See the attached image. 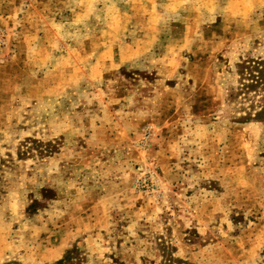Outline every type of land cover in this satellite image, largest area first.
I'll return each instance as SVG.
<instances>
[{"label": "rangeland", "instance_id": "374dc122", "mask_svg": "<svg viewBox=\"0 0 264 264\" xmlns=\"http://www.w3.org/2000/svg\"><path fill=\"white\" fill-rule=\"evenodd\" d=\"M33 2L0 17V264H264V121L230 97L264 0Z\"/></svg>", "mask_w": 264, "mask_h": 264}, {"label": "trees", "instance_id": "16d2710c", "mask_svg": "<svg viewBox=\"0 0 264 264\" xmlns=\"http://www.w3.org/2000/svg\"><path fill=\"white\" fill-rule=\"evenodd\" d=\"M239 84L231 98L239 97L249 100V110L241 121H264V55L243 59L238 64ZM11 264V263H7Z\"/></svg>", "mask_w": 264, "mask_h": 264}, {"label": "crops", "instance_id": "0c3cea01", "mask_svg": "<svg viewBox=\"0 0 264 264\" xmlns=\"http://www.w3.org/2000/svg\"><path fill=\"white\" fill-rule=\"evenodd\" d=\"M34 3L33 0H10L9 5L7 4L8 6H2L4 9L0 17L8 23L10 28H15L16 24L23 23L26 20V17L32 11L31 7L37 10Z\"/></svg>", "mask_w": 264, "mask_h": 264}, {"label": "built area", "instance_id": "2783aa9c", "mask_svg": "<svg viewBox=\"0 0 264 264\" xmlns=\"http://www.w3.org/2000/svg\"><path fill=\"white\" fill-rule=\"evenodd\" d=\"M6 40H5V34H3L1 28H0V48H2L5 44Z\"/></svg>", "mask_w": 264, "mask_h": 264}]
</instances>
